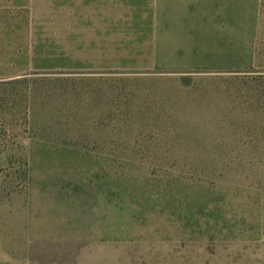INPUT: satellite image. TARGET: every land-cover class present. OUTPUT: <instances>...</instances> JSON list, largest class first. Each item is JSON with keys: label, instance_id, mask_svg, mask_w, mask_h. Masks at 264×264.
Instances as JSON below:
<instances>
[{"label": "rangeland", "instance_id": "1", "mask_svg": "<svg viewBox=\"0 0 264 264\" xmlns=\"http://www.w3.org/2000/svg\"><path fill=\"white\" fill-rule=\"evenodd\" d=\"M170 1L0 0V264H264V0Z\"/></svg>", "mask_w": 264, "mask_h": 264}, {"label": "crops", "instance_id": "2", "mask_svg": "<svg viewBox=\"0 0 264 264\" xmlns=\"http://www.w3.org/2000/svg\"><path fill=\"white\" fill-rule=\"evenodd\" d=\"M114 0H93L95 3V8L97 9V18H98V24L100 26H107L111 24L110 20L111 17L114 16L110 12V4H113ZM196 2L197 4L199 3V0H183L179 3V9L182 10L183 14L180 15L181 18H188L187 16L189 12V7L191 6V3ZM202 3V1H200ZM170 4V5H168ZM169 11H176L175 9V1H170V3L165 2V0H157V7H156V19L159 21L161 24L164 22L165 18L170 17V18H175L176 15L175 13H171L169 16ZM179 17V16H178ZM195 17V15H194Z\"/></svg>", "mask_w": 264, "mask_h": 264}]
</instances>
